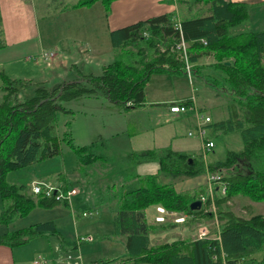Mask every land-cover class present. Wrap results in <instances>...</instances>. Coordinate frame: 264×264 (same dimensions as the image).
<instances>
[{
	"label": "trees",
	"instance_id": "1",
	"mask_svg": "<svg viewBox=\"0 0 264 264\" xmlns=\"http://www.w3.org/2000/svg\"><path fill=\"white\" fill-rule=\"evenodd\" d=\"M98 1L108 15L115 0H78L65 8L91 7ZM180 3L186 4L189 11L197 7V12L180 19L175 14L151 17L111 31L114 58L99 75L78 70L75 78L54 88L2 76L0 225L9 226L35 208L70 206L68 201H58L44 193L35 195L30 188L8 180L13 171L61 155L65 142L77 157L79 173H85L87 167L96 163L104 166L115 163V170H120L124 181L129 182L114 190V194L112 188L116 184L110 185L106 190V195L112 193L110 198L101 192L96 194L100 204L109 200L115 205L110 237H120L125 251L119 258L91 264H264V215L245 218L226 209V204L238 195L264 202V30L230 34L231 28L249 17L246 3L231 0ZM181 38L189 44L193 80L231 98L226 106V118L210 125L215 136L237 133L240 137V146L227 147L224 160L209 162L207 166L202 155L197 163L196 155L172 148L121 155L105 140L79 145L70 131L59 135L60 114L74 113L64 102L102 96L127 112L145 104V87L153 74L187 75L185 62L172 51ZM206 55L215 62L201 63ZM27 90L33 92L32 96L24 94ZM181 102L190 105L192 100ZM66 126L70 129L71 122ZM145 162L159 163L158 173L138 175L134 168ZM218 169L225 171L226 192L215 198L216 211H207L212 206L210 199L206 207L191 210L193 201L208 194V185L196 192H178L173 180ZM162 178L170 180L165 182ZM72 185L70 180L62 178L57 186L67 192ZM151 205L188 215L187 224L216 217L220 222L219 234L215 238H184L152 244L151 234L159 226L147 221L146 209ZM166 225L160 228L166 229ZM41 237H56L66 255L80 252L88 243L78 237L66 240L54 221H46L7 230L0 234V245L22 246Z\"/></svg>",
	"mask_w": 264,
	"mask_h": 264
},
{
	"label": "crops",
	"instance_id": "2",
	"mask_svg": "<svg viewBox=\"0 0 264 264\" xmlns=\"http://www.w3.org/2000/svg\"><path fill=\"white\" fill-rule=\"evenodd\" d=\"M181 1L115 0L111 5L110 13L107 15L102 2H97L91 7L66 9L65 7L68 4L66 6L51 8L47 0H0V20L4 34V42L0 46V103L4 96V92L2 91L3 75L12 80L38 82L47 88H54L65 81H71L78 75V70L81 73L88 74L85 68H90L89 73L99 75L100 71H103V68L112 62L114 58V50L108 51V40L110 39L111 31L147 20L151 17L175 14L180 19L192 16L197 12V7L189 11L187 10V5L180 3ZM231 1L234 3H246L249 6V17L246 21L231 28V35L264 30V0ZM80 45L88 48L95 63H84L85 61L80 53ZM103 51L105 52L103 53ZM46 52L55 53L52 64L49 66L43 63L40 58ZM208 58L212 57L207 56V58L203 59ZM168 79L166 78L165 81ZM149 83L145 87V104L127 112L119 109V107L102 96L89 97L90 99L87 100H73L68 102V105L83 102L84 100L92 102L93 105L101 102V104L95 107L94 111L99 112L102 109L101 111L110 115L111 118L115 116L122 117V122L121 119H116L114 125L110 127L109 133L111 136L101 138L103 141L111 142L112 148L121 153V155L134 151L165 148H172L174 151L190 154L198 153L201 141L187 135L194 127V120L189 115H179L170 111V106L174 105V103H180L188 99V97L184 96L178 100L172 99L173 96L170 94L168 96L169 91L167 87H163V92L167 93L166 96L160 95L159 92H150L148 90ZM158 91L162 92V86ZM28 93L27 90L24 94ZM148 95L151 97L150 99H148ZM162 102L164 103L162 104ZM160 104L163 106H157L156 108V105ZM201 105L203 104L201 103ZM124 116L126 118L129 116L126 122ZM219 120L221 119L215 118L213 122ZM114 128L115 130H113ZM114 167H116L115 163H110L106 166L102 165V168L107 171L106 176H108V180L110 181V183L108 182L105 185V188L107 189L111 184H117L112 188L113 194L114 189H119L129 183L124 181L123 176L119 172L120 170L115 171ZM159 167V163L157 162H145L137 165L134 170L140 176L154 175L158 173ZM184 178L181 177L173 180L178 192L200 189L207 183L206 172L203 176L188 179L186 183L183 181ZM162 179L165 182L170 180L167 178ZM107 197L110 198L112 195ZM94 198V202H88L89 197L86 196L84 201L90 203L89 206L87 205L85 208L78 207V209L72 208L73 210H71L70 214L74 213V216L80 217L79 215H82L83 211L92 209L97 210L99 213L89 217L98 216L101 205L110 208L115 214V205H112V201L107 200L100 204L98 197L94 196ZM2 208L3 203L0 199V211ZM73 218L76 219L75 217ZM83 218L85 217L83 216ZM62 221L64 219L61 220V223L59 220L58 222L54 220L57 228L63 233L66 240L73 241L79 235H83L79 234L75 228L74 233H72L71 229H68L67 224H65L67 221ZM73 221L76 226V221ZM14 224H18V221L13 222L9 226L0 225V234L9 229L22 228L15 227ZM171 224L179 230L183 227L182 224ZM193 227L191 230L194 231L195 228ZM217 230L219 231L218 227ZM89 234L94 235L92 232H89L87 235ZM113 238L118 239L120 237ZM120 239L118 240L120 241ZM176 239L178 238H173L169 242ZM95 241L90 243H94ZM121 243L123 254L125 250L123 242ZM79 253L82 256L84 255L82 247ZM65 255L66 253L63 252L59 241L55 240L52 242L51 237L36 238L28 244L16 247L0 245V264H35L37 259H46L54 264L56 260ZM95 261L97 260L93 259L91 262ZM84 263L88 264L86 260Z\"/></svg>",
	"mask_w": 264,
	"mask_h": 264
},
{
	"label": "rangeland",
	"instance_id": "3",
	"mask_svg": "<svg viewBox=\"0 0 264 264\" xmlns=\"http://www.w3.org/2000/svg\"><path fill=\"white\" fill-rule=\"evenodd\" d=\"M76 1L78 0H47V3H49V6L51 8H56L58 6H64V5L66 6L67 4L69 5ZM112 49L113 46L111 44V40L109 39L108 51L111 52L113 51ZM187 50L189 52L190 48L187 47ZM172 51H176L178 57L179 58L181 57L180 52H178L176 48L173 49ZM104 52L105 51H103V53ZM190 55L191 54H188L189 57ZM207 56L209 55H206L205 58H207ZM52 61L50 62V65L52 64ZM92 61L95 63L94 60ZM213 62H215L214 58H208L202 60V63L205 64H209ZM84 63L86 64L88 62H84ZM87 69L85 68V71L89 73L90 68ZM101 73L102 70L100 71L99 74ZM151 77L152 78H150L149 80L150 83L148 88L150 92H159L160 95L166 96L167 93L165 91L163 92V87L164 88L167 87L169 91L168 96L169 94L173 96L172 99L178 100L184 96L190 98L193 95L187 75L162 73V74H153ZM166 78L169 79L165 81ZM193 82L196 89L195 94L197 97L198 105L201 108V110H203L208 115H210L212 120H214L215 118L217 119L226 118L227 116L226 106L231 98L228 97L227 95H224L223 93H219L218 91L213 90L210 86H207L202 82H195V80H193ZM161 86H162V92L158 91L161 89ZM28 92H29L28 97L32 96L33 92L31 91ZM150 98L151 97L148 95V99ZM81 99L87 100L90 98L82 97L79 100ZM86 100H84L83 102H78L76 104H70V105H68V102L67 103L64 102L63 105L69 109H72L74 113L73 114L61 113L58 122L59 135L63 136L65 132L70 131L75 139V142L79 145L89 144L92 141L101 140L102 137L105 138L111 136L109 132L111 130L110 127L114 125V121L116 119H121L122 122V117L115 116L111 118L110 115H107L104 111H101L102 109H100L99 112L94 111L95 107L101 104V102H99V104L93 105L92 102L90 101L86 102ZM163 103L164 102H162V104ZM201 103L203 105H201ZM162 104L156 105V108L157 106H163ZM127 118H129V116H127ZM127 118L124 116L125 122ZM69 121L71 122L70 129L66 126V123ZM113 130H115V128ZM207 136L210 140L214 142L215 146L208 153L206 160L202 158L205 164L211 161L214 162V161L224 160L227 156V147L230 149H237L240 146V137L237 133L231 135L221 134L219 136H215L213 133V129L210 126H208ZM109 144L111 145V142ZM62 149L63 151L61 155L37 162L32 166L11 172L8 175V180L9 181L11 180L10 182L13 181V183L24 185L30 188L31 191V186L34 181L42 180L48 184L49 183L55 184L57 182L59 183L62 180V178H66L67 180H69V178H72L70 179V182L73 184L72 186L80 187L81 190L80 194L72 199L71 206L69 207H65L61 205L55 208H35L29 213L28 216L18 218L16 220L18 221V224H14V226L26 227V226H30L31 224H35L37 222L39 223V222L54 221V220L56 222H58L59 220V222L61 223V220L64 219V221H67L65 224H67L68 229H71L72 233H74V230L76 229L79 234L87 235L89 232H92L94 234L96 241L94 243H90V242L85 243L84 246H82L84 252L82 258L84 261L86 260L88 264H91L92 263L91 261L93 259H96L98 261L100 260L106 261V260H112L114 258H119L122 255V248H123L121 243L122 241L120 238L118 239H120L121 242L118 239H114L110 237L111 234L113 233L112 222H111L114 215L113 210L105 207L104 205L103 206L101 205L99 210L100 214L98 216L83 218L82 215H79L80 217L78 216L76 217L74 216V213L70 214L71 210L73 209H78V207L85 208L87 205L89 206L90 203H86L84 201V198L86 196L89 197L88 202L90 201L94 202L95 200L94 196H96L97 192L103 193L106 196V198H108L107 196L112 195V194L106 195L107 193L106 190L108 188L106 189L105 185L108 182L110 183V181L108 180V176H106L107 171H105L102 168L101 164L96 163L92 166L87 167L85 173L78 174L79 162L77 160L76 155L73 153L71 148L65 144V142L62 143ZM115 152L121 154L118 151ZM197 152L198 153H194V154L191 153V155L194 156L196 155L195 156L196 162L199 163L201 162L199 155H202L201 147H199V150ZM115 169L117 168L114 167V170ZM203 174L204 173H199L196 176L200 177L203 176ZM196 176L185 177L183 181L184 183H186L188 179L195 178ZM58 183L55 185H58ZM114 190L118 191L117 188ZM197 190L198 188L193 189L191 192H196ZM93 192L95 193L92 194ZM221 195H223L221 191H216L215 193L216 197ZM226 209L233 211L238 216L249 218L256 214L264 215V202H255L248 197L238 195L232 198L226 204ZM156 210H157L156 205H151L146 209V217L148 223L153 226H157V227L159 226L158 227L159 230L156 233L151 234L152 244L169 242L173 238H178V239L198 238L197 234H198L199 226L202 228L206 227V229L207 228L209 229L210 232L208 233L207 237H213V238L217 237V231H218L217 227L219 228L220 222L216 217L210 219H204L201 221L191 222L187 226H184L188 223L186 222L185 224H182L183 227L181 230L174 227V225L171 224L173 222H169L167 223L168 225H166L167 228L163 229L160 228L162 224L155 222L156 220L155 216L160 215ZM73 217H75L76 219H74ZM170 217L172 220V218H174L175 215H171ZM72 219L76 221V226L74 225V221ZM192 226H194L193 228H195L194 231L191 230ZM83 235H79V236H83ZM72 236L74 235L72 234ZM55 240L58 239L56 237H51L52 242ZM261 256H262L261 254L258 255L259 258Z\"/></svg>",
	"mask_w": 264,
	"mask_h": 264
},
{
	"label": "built area",
	"instance_id": "4",
	"mask_svg": "<svg viewBox=\"0 0 264 264\" xmlns=\"http://www.w3.org/2000/svg\"><path fill=\"white\" fill-rule=\"evenodd\" d=\"M4 42V34H3V27L0 20V46ZM80 53L83 56V60L85 62L91 63L93 62V57L91 56L88 48L84 47L83 45H80ZM187 47H189V44L181 38L179 42L176 43L175 46L172 47L173 49H177L178 52H180L181 57L180 59L185 62L186 65V72L189 80V84L192 89V103L190 105H187L185 103H175L174 105L170 106L171 113H176L179 115H189L194 120V127L192 130H190L187 135L189 137H195L201 141V149H202V157L206 160V157L208 153L212 150V148L215 146L214 142L210 140L207 136V127L211 125L213 122L210 115H208L206 112L201 110V108L198 105L197 97L195 95L196 89L194 86L193 78L191 75V70L193 67V64L189 62V56H188V50ZM55 56L54 52L49 53H43L40 58L46 65H50V62L53 60ZM208 166V163H206ZM224 170L218 169L216 171H210L207 170V192L208 194L201 195L199 197V200L202 201V207H206L208 200L210 199L212 201V206L206 208L207 211H216V206L214 205V200L216 198L215 193L216 191H221L222 194H225L226 190V184L223 180L224 178ZM80 187L79 186H73L69 191L64 192L56 185H51L46 183L45 181H34L31 186V192L35 195H38L40 193H44L46 197H55L58 201H68L69 204H71L72 199L80 194ZM206 192V193H207ZM157 212L160 214L155 217V222L163 224L168 222H173L177 224H182L187 222L188 215H185L183 213H177L175 211H169L163 206H157ZM175 212V213H174ZM99 212L96 210H85L82 212V216L89 217L92 215H97ZM171 215H175L174 218L171 220ZM209 229L206 227H198V238H207ZM219 234V233H218ZM217 234V236H218ZM80 241L84 242H93L95 240L94 235H83L78 236ZM35 264H52L50 261L46 259H38L35 261ZM54 264H84L82 254L76 253V254H67L58 260L55 261Z\"/></svg>",
	"mask_w": 264,
	"mask_h": 264
},
{
	"label": "water",
	"instance_id": "5",
	"mask_svg": "<svg viewBox=\"0 0 264 264\" xmlns=\"http://www.w3.org/2000/svg\"><path fill=\"white\" fill-rule=\"evenodd\" d=\"M193 162V159H190V163ZM202 207V201L201 200H195L191 203L190 208L191 210H199Z\"/></svg>",
	"mask_w": 264,
	"mask_h": 264
}]
</instances>
